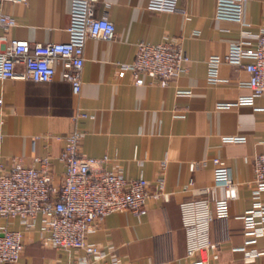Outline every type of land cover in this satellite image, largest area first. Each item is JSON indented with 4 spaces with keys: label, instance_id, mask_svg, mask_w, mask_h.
<instances>
[{
    "label": "crops",
    "instance_id": "crops-1",
    "mask_svg": "<svg viewBox=\"0 0 264 264\" xmlns=\"http://www.w3.org/2000/svg\"><path fill=\"white\" fill-rule=\"evenodd\" d=\"M72 0L0 1V13L15 17L3 28L6 38L30 42L65 41L71 21ZM150 0H99L97 16L107 14L115 23L111 40L89 38L85 45L82 90L74 94L62 80V65L51 82L0 79V163L34 164V156L51 155L59 181L64 163L59 159L74 130L84 134L81 151L108 157V168L118 167L128 178H161L166 199L151 198L144 215L113 212L87 236L89 242L110 250L105 260L120 264H192L186 257V232L181 203L208 199L215 215L217 200L226 188L214 179V158L228 167L236 187L229 198V215L211 222L212 264H264V254L246 256L242 215L253 204L254 158L264 152V95L252 104L237 103L252 90L244 66L222 62L220 79L209 78L210 55L224 56L230 44L254 43L264 24V0H246L245 23L219 18L217 0H178V10L157 11ZM175 40L190 57L185 72L162 86L148 76L136 83L119 66L132 62L137 43ZM249 59H245L248 62ZM221 104H230L221 108ZM264 198V197H263ZM24 231V251L18 264L76 263L83 250H63L45 244L41 216L32 228L19 218L0 214V228ZM257 247L264 249V236Z\"/></svg>",
    "mask_w": 264,
    "mask_h": 264
},
{
    "label": "built area",
    "instance_id": "built-area-1",
    "mask_svg": "<svg viewBox=\"0 0 264 264\" xmlns=\"http://www.w3.org/2000/svg\"><path fill=\"white\" fill-rule=\"evenodd\" d=\"M15 3L27 0H0ZM99 0H72L71 21L65 41L30 42L28 39L6 38L0 35V79H22L51 82L61 64L62 80L69 82L74 94L82 90V72L85 64V45L89 38L111 40L116 35L115 23L105 13L97 16ZM246 0H217V16L245 23ZM149 7L157 11L178 10V0H150ZM16 19L0 13V26L9 28ZM255 42L238 41L230 44L224 55H210L209 78L216 82L222 62L244 66L250 73L247 82L252 90L237 103L252 104L254 96L264 95V24L253 35ZM245 59H249L245 62ZM190 57L183 46L175 41L137 43L132 62L119 66V75L130 71L136 83L145 82L146 76L166 86L171 79L185 72ZM3 98L0 97V107ZM228 108L230 104H221ZM84 134L74 130L60 138L65 144L59 159L64 163L62 178L57 181L53 173L52 156L35 155L33 165L16 161L9 168L0 163V214L19 218L26 228H32L37 218L42 219L45 244L63 250H83L76 263L68 264H120L117 257L105 260L110 250L89 242L87 236L113 212L129 211L144 215L151 198L166 199L164 181H151L140 176L128 178L118 168L106 166L108 157L85 155L81 151ZM214 179L227 190L225 197L217 200L215 215L208 199H193L181 203L183 227L186 232V257L192 264H212L216 259L210 250L214 246L210 225L215 216L229 215V198L236 196V187L228 167L220 158H214ZM264 152L254 158L253 204L242 215L246 256L258 257L264 249L256 246L264 236ZM24 231L8 226L0 228V264H18L24 251Z\"/></svg>",
    "mask_w": 264,
    "mask_h": 264
}]
</instances>
